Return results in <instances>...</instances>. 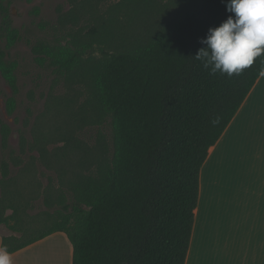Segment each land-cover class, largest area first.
Instances as JSON below:
<instances>
[{
  "label": "trees",
  "instance_id": "obj_1",
  "mask_svg": "<svg viewBox=\"0 0 264 264\" xmlns=\"http://www.w3.org/2000/svg\"><path fill=\"white\" fill-rule=\"evenodd\" d=\"M95 1L68 0L74 9L88 5L97 11ZM145 1L122 4L135 11ZM226 5L227 0H188L171 20L144 35L126 33L123 10L110 8L84 39L33 45L40 66L60 73L86 71L93 105L109 120L110 147L88 172H71L72 163L60 161L65 165L58 187L44 192L43 212L31 213L41 185L28 187L23 181L39 171L45 151L41 141L29 143L22 136L17 153L9 144V125L1 122L0 225L15 233L2 237V248L13 254L63 233L72 246V264H185L201 168L264 71V55L232 76L212 74L195 59L208 29L233 15ZM2 37L9 49L19 33L9 6L0 0ZM101 37L122 43L112 50L100 46L101 55L94 58V44L106 42ZM8 54L0 49V71L13 91L7 110L13 113L17 62Z\"/></svg>",
  "mask_w": 264,
  "mask_h": 264
},
{
  "label": "rangeland",
  "instance_id": "obj_2",
  "mask_svg": "<svg viewBox=\"0 0 264 264\" xmlns=\"http://www.w3.org/2000/svg\"><path fill=\"white\" fill-rule=\"evenodd\" d=\"M187 2L146 0L140 10L132 11L123 6L122 0H96V11L88 5L74 9L68 0H3L10 8L19 37L9 49L8 40L0 38V49H7L9 54L6 58L17 62L15 74L18 93L16 109L9 113L7 99L13 91L0 71V124L4 122L9 125V144L17 153L22 136H25L29 143L35 139L41 141V151H45L46 155L44 160L41 157L39 171L23 181L28 187L41 185V198L31 213L40 209L43 212L44 192L49 187H58L60 166L65 165L60 161L71 162L72 166L68 167L71 172L94 170L97 160L110 147L111 140L109 120L104 119L93 105L91 82L86 71L78 69L71 73H60L46 64L40 66L35 61L33 45L44 39L73 36L84 39L90 27L97 26L100 18H107L106 13L110 8H116L119 13L123 10L121 15L125 18L121 27L126 33L136 35L142 32L140 35H144L171 20ZM120 3L122 6H119ZM73 12L74 17H71ZM102 39L106 41L104 44H94L96 51L91 52L94 58L101 55L100 46L112 50L122 43L120 38L114 41L111 38ZM33 153L38 155L37 151ZM42 162L48 163L50 168ZM221 170L223 173L228 172V165H224ZM11 174L14 175V172ZM10 213L11 210H8L7 214ZM12 234L15 233L5 225H0V235ZM50 237L55 239L51 240ZM54 237L45 238L48 243L44 241L32 253L31 264H66L72 258V247L66 236L56 233Z\"/></svg>",
  "mask_w": 264,
  "mask_h": 264
},
{
  "label": "crops",
  "instance_id": "obj_3",
  "mask_svg": "<svg viewBox=\"0 0 264 264\" xmlns=\"http://www.w3.org/2000/svg\"><path fill=\"white\" fill-rule=\"evenodd\" d=\"M47 240L11 254L13 264H31ZM185 264H264V71L201 168Z\"/></svg>",
  "mask_w": 264,
  "mask_h": 264
},
{
  "label": "clouds",
  "instance_id": "obj_4",
  "mask_svg": "<svg viewBox=\"0 0 264 264\" xmlns=\"http://www.w3.org/2000/svg\"><path fill=\"white\" fill-rule=\"evenodd\" d=\"M226 6L233 15L208 29L194 57L212 74L232 76L264 55V0H227ZM0 264H13L7 247L0 248Z\"/></svg>",
  "mask_w": 264,
  "mask_h": 264
}]
</instances>
